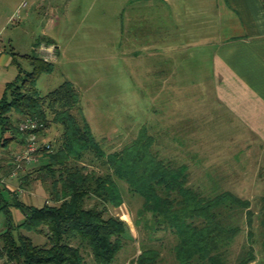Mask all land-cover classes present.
Returning a JSON list of instances; mask_svg holds the SVG:
<instances>
[{"label":"rangeland","instance_id":"rangeland-1","mask_svg":"<svg viewBox=\"0 0 264 264\" xmlns=\"http://www.w3.org/2000/svg\"><path fill=\"white\" fill-rule=\"evenodd\" d=\"M148 8L153 11L150 17ZM148 24L153 25L151 32ZM163 24L170 26L172 40L178 39L175 16L169 12L163 0H0V50L2 55L13 49L15 52H34L41 56L45 51H39V45L48 46V41H51L57 48H54L55 54L49 59L51 69L42 72L36 80L40 96H45L65 82L71 83L79 98L72 112L85 120L106 153L120 150L145 130L147 135L156 137L151 148L162 158L165 124L180 113H194L198 107L194 85L200 82L204 86L208 80L205 77L207 64L204 63L203 79H186L183 76L190 73L180 72L183 66L178 62L179 58L173 57L171 65L172 68L176 67L177 73L171 80L153 78V51L146 46V42L152 40V35L161 37ZM36 44L39 45L34 46ZM2 55L0 89L17 74L16 66L12 63L5 65ZM162 65L160 63L161 69ZM22 66L31 69L26 62H22ZM169 82L183 89L170 95ZM202 106L200 102L199 108ZM200 123L209 125L206 120ZM214 128L221 138L231 129L222 126ZM61 129L59 124L50 122L43 133L52 143L61 134ZM173 156L165 160L172 165L191 161L185 156L179 158V151ZM84 161L98 173L106 171L107 165L91 151L85 154ZM204 162L200 159L198 164L201 166ZM228 177L231 184H226ZM188 178L189 185L193 187L198 186L195 181L199 178V181H206L203 183L207 184V191H220L226 187L250 201L252 211L256 212L252 216L251 226L247 223L244 210L234 216L235 220H239L241 231L228 247L229 260L233 261L247 245V235L252 231L254 260L249 264H264V232H261L257 213L259 198L264 195L263 175L189 174ZM207 178H210L208 182ZM116 181L124 202L119 206H109L108 213L123 218L132 233L126 230L122 248L110 264H138V255L147 248L159 251L155 264H178L172 248L176 242L175 235L169 229L153 230L151 213L142 209L143 197L131 192L124 180ZM31 195L34 205L44 204L46 192L42 185H36ZM88 203L92 204L93 200ZM11 215L15 224L24 220V214L18 207H11ZM4 223L5 214L0 209V230ZM18 231L28 235L35 244L48 243L42 227L34 230L19 228ZM83 253L85 264H99L87 249ZM0 264L13 263L0 258Z\"/></svg>","mask_w":264,"mask_h":264},{"label":"trees","instance_id":"trees-1","mask_svg":"<svg viewBox=\"0 0 264 264\" xmlns=\"http://www.w3.org/2000/svg\"><path fill=\"white\" fill-rule=\"evenodd\" d=\"M22 62L31 69H25ZM11 63L17 74L0 96L1 132L21 134L24 142L26 133L18 125L27 117L37 118L44 129L50 122L62 129L25 183L43 186L44 204H29L17 197L0 203L5 214L0 258L13 264H85L83 250L87 249L97 263L110 264L122 248L127 230L124 220L108 213L109 206L124 202L116 181L119 179L143 197L142 209L151 213L153 230L169 229L175 235L172 248L178 264H249L254 260L252 231L247 235V245L233 261L229 260L228 247L241 231L234 216L244 210L251 226L256 213L248 199L230 190L210 192L189 185L186 165H172L158 157L151 148L154 139L145 130L120 150L106 153L85 120L73 114L79 98L71 83L61 84L45 96L38 93L36 80L51 69L50 61L34 52L20 55L11 50ZM13 113L18 117L14 119ZM39 131L43 133V128ZM88 151L107 165L106 171L98 173L89 168L84 161ZM91 199L93 203L89 204ZM258 204L264 232V195ZM11 207H18L24 214L21 223L12 221ZM38 227L48 237L46 245L35 244L18 231ZM262 242L264 246V233ZM158 258V250L147 248L140 252L137 263L155 264Z\"/></svg>","mask_w":264,"mask_h":264},{"label":"crops","instance_id":"crops-1","mask_svg":"<svg viewBox=\"0 0 264 264\" xmlns=\"http://www.w3.org/2000/svg\"><path fill=\"white\" fill-rule=\"evenodd\" d=\"M163 1L175 16L178 39L172 40L170 26L163 24L161 37L152 35V40L146 42L153 51V78L170 81L177 73L176 67L172 68V59L179 58L183 66L180 72L190 73L186 76L179 73L180 76L203 79L205 63L208 80L205 87L200 82L194 85L195 102H198L194 113H180L165 124L162 158L170 159L179 151V158L191 159L181 163L186 165L188 174H262L264 177V0ZM147 12L150 13L148 17L152 16V9L148 8ZM147 26L151 32L153 25ZM11 50L5 55L0 50L5 65L11 63ZM6 83L0 89V96ZM168 89L171 95L183 88L169 82ZM200 102L202 108H199ZM17 117L13 113V118ZM204 120L209 121V125H201ZM219 126L231 128L224 138L214 128ZM152 137L155 143L156 137ZM23 143L21 134L0 130V203L17 197L33 204L32 189L40 183H25L29 179L27 175L39 164L27 166L16 176L10 175L13 156ZM200 159L205 161L204 165L198 164ZM199 180L195 181L199 187L195 186L206 190L207 184L203 183L206 181ZM209 180L207 178V182ZM231 182L229 178L225 183ZM223 190L232 191L226 187ZM127 231L132 233L128 225Z\"/></svg>","mask_w":264,"mask_h":264},{"label":"built area","instance_id":"built-area-1","mask_svg":"<svg viewBox=\"0 0 264 264\" xmlns=\"http://www.w3.org/2000/svg\"><path fill=\"white\" fill-rule=\"evenodd\" d=\"M41 51H45L41 57L49 61L54 55V47L52 45L41 46ZM19 130L26 133L24 144L13 156V166L10 172L11 176H16L19 172L25 170L29 165H36L40 162L42 153L52 149V143L45 138L44 133L40 132L44 129L43 123L35 117H27L19 122Z\"/></svg>","mask_w":264,"mask_h":264}]
</instances>
